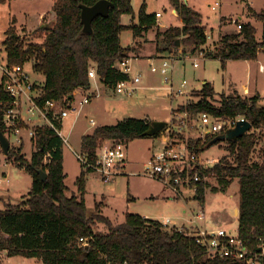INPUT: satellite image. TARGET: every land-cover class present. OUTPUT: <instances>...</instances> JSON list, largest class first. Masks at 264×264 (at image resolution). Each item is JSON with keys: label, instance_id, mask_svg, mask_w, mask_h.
Wrapping results in <instances>:
<instances>
[{"label": "trees", "instance_id": "1", "mask_svg": "<svg viewBox=\"0 0 264 264\" xmlns=\"http://www.w3.org/2000/svg\"><path fill=\"white\" fill-rule=\"evenodd\" d=\"M11 0H0L6 3ZM99 0H55L53 11L56 19L41 24L32 33L41 42H27L21 38L14 18L6 30L4 46L7 52V66H21L31 61L33 70L44 75L35 102L44 107L48 100L58 101L63 108H70L76 89L89 90L92 67L101 83L116 90L121 81L131 80L128 72L117 64L129 58L130 46L123 47L120 34L129 27L135 37L148 32L157 23L156 13H148L144 2L138 12V23L124 25L121 17L135 11L131 0H109L113 3L107 15H98L92 22V32H84L81 18V4L94 5ZM182 19V26H170L157 31V40H163L165 48L178 47L180 41L185 49L192 47V53L201 48L208 57L220 58L223 64L229 60H254L263 40L258 41L257 30L250 22H241L242 28L236 34H223L214 49L204 47L208 34L201 12L184 0H170ZM249 6V5H248ZM250 7V6H249ZM253 15L264 23V10L253 11ZM224 18H221L223 22ZM183 50V55L186 50ZM8 77L3 74L0 83V131L8 135L3 121L5 110L14 107L15 97L5 89ZM197 100L180 105L177 110L189 115L208 113L213 119H228L243 115L253 128L238 139L216 140L220 134H207L205 139L188 138L173 132L170 138L184 142L189 150L200 154L214 144L227 141L228 155L213 166L203 169V179L198 182L196 196L204 203L206 191H226L238 179L240 203L238 236L253 247L257 236L264 234V105L259 96H246L239 92L222 93L219 103L210 82L198 91ZM48 112L47 117L52 118ZM61 121H55L58 129ZM152 122L149 118L126 117L116 124L96 126L81 139V153L90 163H95L98 148L108 141H122L127 146L138 138H146L144 132ZM169 126L156 137H166ZM178 137H174V135ZM33 151L30 159L21 153L23 145L11 147L7 160L24 168L32 176V186L20 204H5L0 209V250L9 257L22 256L38 259L42 264H243L239 261L210 257L206 249L195 238L176 226L127 212L123 222L114 223L102 212V203L94 205L92 212L85 200L86 175L94 172L81 164L82 170L76 179L78 194H68L65 183L63 137L49 124L37 125L31 137ZM202 142V143H201ZM259 146V147H258ZM258 155L255 156V152ZM41 171L47 173L43 179ZM213 176L217 186L205 181ZM100 223L105 230L100 229ZM83 238V240H81ZM0 264H4L0 262Z\"/></svg>", "mask_w": 264, "mask_h": 264}, {"label": "rangeland", "instance_id": "2", "mask_svg": "<svg viewBox=\"0 0 264 264\" xmlns=\"http://www.w3.org/2000/svg\"><path fill=\"white\" fill-rule=\"evenodd\" d=\"M185 1V0H184ZM216 0H187L188 5L201 12L203 24L208 32L207 43L204 47L214 49L215 44L220 43L221 35L236 34L240 32L237 22H250L255 26L258 41L263 40L264 23L253 16V9L246 4V0H221L217 10L212 9ZM255 11L264 10V0H251ZM146 3L148 13L161 11V28H169L171 25L179 24L180 19L173 14V5L170 0H131L135 11V22L139 21L138 12L140 6ZM49 0H16L0 4V83L3 76L2 66L7 64V52L4 46L6 30L11 21L16 19V28L21 38L27 42H41V39L35 38L32 34L38 26V14L43 8L48 9L44 20L52 22L49 15ZM226 16V17H223ZM243 16V20H240ZM223 22H221V18ZM133 16L123 14L122 23L129 24ZM244 22V23H245ZM157 27L148 31L146 35L139 39L141 42L133 43L134 35L131 28L126 27L120 34L121 44L125 47L132 48L129 51L128 62L130 70L128 73L131 78L140 74L138 88L133 93H117L116 90L107 87L101 83L96 75L91 78V87L89 90H82L75 95L72 103L77 109L69 116L64 118V127L62 133L68 137V143L64 144L66 179L68 194L73 191L78 193L76 179L80 174L82 166L77 157L81 148L80 135L85 132H92V128L103 124H116L126 117L149 118L153 120L168 121V126H173L176 133L184 136L185 139L193 138L194 140L205 139L207 134L201 125L200 115H189L187 112L173 110L178 109L180 105L189 101L197 100L198 91L207 82H210L216 92V103H219L222 93L232 94L239 92L242 95L247 86L250 91L246 96H259L260 104L264 105V70H260V65L264 64V49H260L258 57L254 60H229L225 64L220 58L208 57L201 48L192 53V47L186 49L179 45L176 47L165 48L163 40L156 39ZM187 55H183V50ZM151 55L148 59L146 56ZM141 59H134V58ZM174 59L171 61L172 67L168 73L169 80L159 72H153L151 64L159 66L163 59ZM152 59V60H151ZM198 63V66H195ZM17 66V65H16ZM117 66H120L118 63ZM15 67V66H13ZM21 70L28 75L30 84H36L37 87L42 83L44 75L33 70L31 61L25 63ZM186 80L187 84L183 88L184 93L176 95L172 93L171 86L176 91L181 88L182 82ZM27 95H22V107L18 105L21 113L26 114L29 121L33 123L22 128L20 134H14V130L6 135L10 140L11 147H20L23 145L21 153L26 158L32 156L33 145L30 136L31 129L41 125L36 120L38 112L31 114L27 112L30 99L36 100L40 88H28ZM31 90L33 91L31 94ZM90 103L81 104L85 94L92 95ZM26 96V97H25ZM27 102V103H25ZM65 109L54 108V111ZM38 118V117H37ZM96 120L95 124L90 123V119ZM47 122H44L45 124ZM185 124L184 128L179 131L177 126ZM31 125V126H30ZM33 125V126H32ZM92 130V131H91ZM169 134L168 131L165 132ZM20 135H22L20 137ZM178 135V134H177ZM176 134L174 137H178ZM164 137L148 136L131 141L127 146V163L124 172L117 174L110 181L104 182L99 172H89L86 175L85 200L92 212L94 205L102 203V212L109 217L114 223L123 222L127 212L138 213L142 216L159 220L166 223L170 219L177 226L191 225L190 220L194 218L200 210H204L205 219L200 221L206 224L212 216L216 218L212 227H225L227 231L236 236L238 234V220L235 215V208L240 203V184L238 179L227 188L226 191H212L208 189L205 195L204 203L195 198L196 193L193 189H183V195H176L172 189H168L164 182L158 178L151 177L145 172L148 166L147 161L151 154L161 151L166 145ZM264 139H261L263 144ZM202 143V142H201ZM227 141L217 143L203 150L200 153L202 158H218L228 155ZM258 146V147H259ZM10 147V148H11ZM179 148L178 145L175 146ZM181 149V148H180ZM258 152H255V156ZM0 145V177L3 182L0 183V209L5 204H20L32 186V176L24 168H20L7 160ZM211 186H218L217 180L213 176L206 177ZM172 225V224H170ZM208 225V223H207ZM100 229L105 230V225L100 223ZM0 262L4 264H42L38 259L26 258L22 256L9 257L6 251L0 250Z\"/></svg>", "mask_w": 264, "mask_h": 264}, {"label": "built area", "instance_id": "3", "mask_svg": "<svg viewBox=\"0 0 264 264\" xmlns=\"http://www.w3.org/2000/svg\"><path fill=\"white\" fill-rule=\"evenodd\" d=\"M221 4V0H216L215 4L212 5L213 10H217ZM161 13H157L156 16H160ZM239 29L242 28L241 22L233 20ZM174 59H163L161 65H151L153 72H159L165 76L166 80H169L168 73L172 67L171 61ZM129 59L120 61L119 69L128 72L130 65L128 64ZM198 66V63H195ZM3 74L8 77L5 84L6 91L13 97L14 107H11L4 111L3 121L7 128L14 129V134H20L22 128L26 127L24 118L20 112V99L22 95L28 96V88L31 87L29 77L21 70L19 66L9 68L7 64L1 67ZM91 78L95 77L96 69L92 67L89 71ZM140 74L131 78L129 81H121L116 87L117 93H128L131 94L137 90V83L140 82ZM186 80L182 82L181 88L176 91L171 86L172 93L181 95L184 93L183 88L186 86ZM31 107L28 108V112L31 114H41L48 121L47 124L57 129L59 134L63 137L65 143H68L67 138L62 134L61 129L55 126V121H60L63 117H66L71 110L75 107L71 105L70 108L61 109L59 112L54 108L58 101L48 100L44 107H40L33 99H30ZM90 102V96L85 95L81 100V104ZM60 106V104H59ZM60 108V107H59ZM48 112H51L52 118H48ZM201 125L204 127L206 133L211 134H222L230 129L237 126L241 120H247L245 116L238 115L228 119H213L208 113L200 114ZM91 124H95L94 119H90ZM185 124H179L177 130L181 131ZM13 131V130H12ZM168 133L165 137L166 145L164 148L155 152L151 155L147 161L148 166L145 168V172L151 177L158 178L164 182L166 187L172 189L176 195H183V189H193L196 193L198 189V182L203 179L202 171L208 167L213 166L219 162L218 158H202L200 154L194 153L188 149L184 142L174 141L170 136L176 132L173 126H169L167 129ZM11 132H9L10 134ZM31 136L33 135V128L30 131ZM179 148L176 149L175 146ZM181 148V149H180ZM78 159L85 167H91L94 171L99 172L102 181L105 183L110 181L117 174L124 172V168L127 163V145L122 141H108L98 148L97 159L95 163H90L85 155L81 152L77 154ZM207 177V176H206ZM206 177L204 179H206ZM3 179L0 177V183ZM205 219V213L203 210L194 217L191 218V225L177 226L170 219H167L166 225L176 226L180 230H185L187 234L193 236L196 242L206 249V253L210 257H224L232 260L239 261L243 264H264V234L257 236L255 245L250 246L248 242L236 236L231 235L225 227H212L202 224V220ZM172 224V225H170ZM83 240V238H81Z\"/></svg>", "mask_w": 264, "mask_h": 264}, {"label": "water", "instance_id": "4", "mask_svg": "<svg viewBox=\"0 0 264 264\" xmlns=\"http://www.w3.org/2000/svg\"><path fill=\"white\" fill-rule=\"evenodd\" d=\"M187 2V0H185ZM113 3L109 0H99L94 5H83L81 4V18L82 23L84 24L83 30L84 32H92V22L98 15H107L110 7ZM177 45H180V41H177ZM1 118V112H0ZM168 121L165 120H153L148 129L144 132V135L147 136H155L160 133L164 128L168 126ZM253 128L252 123L248 120H241L238 122L237 126L233 129L228 130L225 133L220 134L216 137V140H230V139H238L240 136L250 131ZM0 145L7 155L9 149L11 147L10 140L4 134V132L0 131ZM43 179L47 178V173L44 171L40 172ZM237 214H239V210H237ZM24 264V263H20Z\"/></svg>", "mask_w": 264, "mask_h": 264}, {"label": "crops", "instance_id": "5", "mask_svg": "<svg viewBox=\"0 0 264 264\" xmlns=\"http://www.w3.org/2000/svg\"><path fill=\"white\" fill-rule=\"evenodd\" d=\"M12 1H16V0H11L10 1V3H12ZM54 2H55V0H49V5H50V7H49V15H50V20L51 21H55V19H56V15H55V12L53 11V5H54ZM246 4H248L252 9H253V11H255L254 10V8H253V6H252V1L251 0H246V2H245ZM172 11H173V14H175V16H178L179 17V19H180V23L179 24H175V25H171V26H182L183 25V22H182V19L180 18V16L178 15V13H177V11H176V9L173 7V9H172ZM161 13V15L160 16H156L157 18V23L154 25V26H152L151 28H149V30H151V29H154V28H156L157 27V29L158 30H160V31H164V30H166L167 28L166 27H164L163 28V30L162 29H160L161 28V21H160V19H161V17L163 16V14H162V12L161 11H157V12H155L156 14L157 13ZM46 13H48V9L47 8H43V10H41L40 12H37V14H38V26H40L41 24H43L44 22H45V20H44V17H45V14ZM253 14V13H252ZM254 16V15H253ZM223 17H226V16H223ZM222 17V18H223ZM135 17L134 18H132V20H131V22L129 23V24H125L124 23V25H131L133 22H135ZM139 19V18H138ZM240 20H243V16H240V19H239V21ZM243 22H245V21H243ZM53 23V22H52ZM135 23H138V21L137 22H135ZM158 26H160V28L158 27ZM148 30V31H149ZM133 32V31H132ZM206 32H207V29H206ZM148 32H146L145 34H143V35H141V36H138V37H135L134 36V41H133V43H137V42H141L139 39H141V37H143L144 35H146ZM207 34H208V32H207ZM134 35V34H133ZM156 39H157V36H156ZM217 44V43H216ZM123 46V45H122ZM123 47H125V46H123ZM146 56V55H145ZM148 59H150V58H152V56L151 55H148V56H146ZM129 59V61L130 60H132V58H128ZM134 59H141V58H134ZM152 60V59H151ZM152 65V64H151ZM260 70H264V64H261L260 65ZM83 89H81V88H78V89H76L75 90V92H74V97H75V95L78 93V92H80V91H82ZM250 91V89L246 86L245 87V90H244V93L243 94H249L248 92ZM32 90H31V94H32ZM85 95H88V94H85ZM84 95V96H85ZM98 95V92H95V93H93L92 95H89L90 96V102L92 101V99H93V97H95V96H97ZM26 97V96H25ZM27 98V102H28V96L26 97ZM27 102H25V103H27ZM89 102V103H90ZM22 97H21V99H20V107H22ZM30 105H29V107L28 108H30L31 107V103H29ZM59 104H60V106H61V103H57L56 104V107L55 108H59L60 106H59ZM75 107V109L74 110H71L72 111V113L77 109V107L76 106H74ZM27 108V109H28ZM61 110V109H60ZM60 110H57V112H59ZM22 111V110H21ZM20 111V112H21ZM27 112H28V110H27ZM22 114V118H24V122H25V124L27 125V123L28 124H31V123H33L32 121H29L30 120V117L29 118H27V116H26V114H23V113H21ZM70 114H68L66 117H68ZM38 117V118H37ZM64 118L65 117H63L61 120V124H62V128H61V132H62V129H63V127H64ZM91 119H94V118H91ZM36 120H38V122H40V124H43L44 122H47L48 123V121H47V119L45 118V117H43L42 115H39V116H37L36 115ZM95 120V119H94ZM47 123H45V124H47ZM91 123V122H90ZM95 123H96V120H95ZM104 125V124H103ZM31 126V125H30ZM33 126V125H32ZM95 128V127H94ZM94 128H92V130H94ZM91 130V131H92ZM89 133H91V132H89ZM89 133H85V132H83L81 135H80V143H81V139H82V137L85 135V134H89ZM63 134V133H62ZM22 135H20V137H21ZM31 136V135H30ZM67 138V141H68V137H66ZM139 139V138H138ZM162 139H165V138H162ZM70 146H71V144L70 143H68ZM72 147V146H71ZM81 152V148H80V150L77 152L76 151V153H80ZM153 153H155L154 151H153ZM152 153V154H153ZM151 154V155H152ZM64 157H65V151H64ZM151 157V156H150ZM65 159V158H64ZM64 167H65V172H66V165H65V160H64ZM82 170V169H81ZM81 173V172H80ZM78 177V176H77ZM77 191H78V187H77ZM73 192H75V191H73ZM76 193V192H75ZM78 194V193H77ZM237 210H239V206L237 207V208H235V215H236V217L238 216V214H237ZM204 211V210H203ZM215 220H216V218L215 217H211V218H209L208 219V221H207V223H208V225H207V223L206 224H204V225H207V226H209L210 227V225L209 224H214L215 223Z\"/></svg>", "mask_w": 264, "mask_h": 264}]
</instances>
